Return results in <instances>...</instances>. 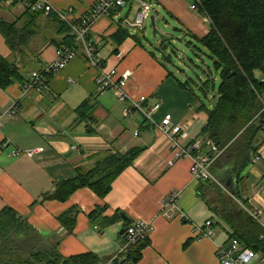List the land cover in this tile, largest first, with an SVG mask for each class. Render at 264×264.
<instances>
[{"label": "crops", "instance_id": "obj_1", "mask_svg": "<svg viewBox=\"0 0 264 264\" xmlns=\"http://www.w3.org/2000/svg\"><path fill=\"white\" fill-rule=\"evenodd\" d=\"M145 1L151 6L149 13L152 11L169 27L181 31L187 46L208 34L210 23L205 16L190 9L195 0ZM94 3L95 0H51L57 11L71 9L79 18L87 16ZM5 4L17 5L8 0ZM25 8L9 17V22L0 19L14 25L18 33L30 32L25 44L14 51L0 34V58L14 63L28 80L34 70L55 60L56 50L66 46V34L59 31L61 21L55 14L26 13ZM138 12L139 4L130 0L109 17L97 19L86 41L97 47L103 72L116 70L119 78L126 77L124 90L129 101L139 104L145 97L140 105L155 122L171 115V123L183 127L181 142L186 144L196 137L207 116L197 111L198 98L180 86L178 77L168 70L163 59L165 51L153 54L143 44L144 23L140 28L135 26ZM119 33L123 40L114 37ZM160 45H155L157 50ZM76 50V57L50 78L41 93L32 90L22 96V84L16 80L0 88V115H4L0 120V212L10 208L27 219L41 236L54 234L49 240L60 242L59 251L65 258L92 253L105 264L124 242L121 231L130 224L144 222L150 228L149 244L141 251L137 264H220L216 249L226 244L229 234L223 226H216L214 205L203 192L202 183L191 178L189 159L168 166L172 150L165 136L138 111L124 117L123 104L113 90L97 93L99 72L86 63L80 44ZM256 77L263 79L264 75L258 73ZM85 100L94 105L95 125L78 118L76 109ZM156 104L159 108L152 112ZM13 105L17 107L15 114L6 115ZM255 144L256 162L253 157L231 189L238 191L247 201L248 210L257 213L264 223V127ZM39 148L43 151L32 158L23 153ZM16 150L23 152L13 156ZM131 150L140 153L117 176L104 198L81 188L65 202L48 200L33 206L55 183L73 179L108 157ZM172 192L178 193L177 209L168 218L162 203ZM70 208L78 210L75 226L71 233L65 230L58 236L63 228L57 218ZM97 208L104 210L98 219H89ZM206 221H212L214 235L197 237L194 228L202 227ZM256 264H264V258L260 257Z\"/></svg>", "mask_w": 264, "mask_h": 264}, {"label": "trees", "instance_id": "obj_2", "mask_svg": "<svg viewBox=\"0 0 264 264\" xmlns=\"http://www.w3.org/2000/svg\"><path fill=\"white\" fill-rule=\"evenodd\" d=\"M6 1L0 0L3 3ZM8 1L10 4L25 1L26 13L30 12V0ZM199 2V11L209 18L210 29L204 38L194 44L206 52L211 68L202 72V76H185L183 81L178 78L177 80L180 86L189 89L200 101L197 111L204 112L207 119L199 131L198 139L205 142L204 146L209 142L218 150L219 154L212 162L210 171L219 183L226 185L231 191L230 199L227 198L228 201L221 203V209L217 206L212 209L229 234L226 244L234 239L242 247L264 255V228L248 213L247 201L237 190L231 189L232 185L240 181L241 173L251 163L258 148L255 144L256 137L264 127V78L256 77L258 73L264 75V0ZM59 26V31L66 34L64 45L76 51L77 46L73 44L75 37L70 28L62 22H59ZM0 34L14 51L17 46L25 44L30 32L18 33L14 25L0 20ZM120 34L114 37L123 40L124 36ZM165 41L166 38L161 40L159 50H167ZM197 45L192 48L200 52ZM95 48L99 54L97 47ZM163 59L168 62L169 56H163ZM178 72L184 74L180 70ZM12 80L19 81L22 85L27 81L26 77L19 74L14 63L0 58V88H6ZM93 109L94 105L89 100L83 101L76 109L78 118H85L90 125H95ZM139 153L140 150H131L125 155H112L86 173H79L73 179L55 183L33 206L48 200L65 202L81 188H88L99 198H104L113 181L133 163ZM211 154L209 156L212 158ZM198 182L202 183L201 188L209 186V181ZM229 182L230 186H227ZM103 210L95 209L89 219H98ZM77 215L78 210L70 208L57 220L63 229L71 233ZM148 244V238L136 243L126 254V260L137 264L141 251ZM59 248L60 242L44 240L17 212L10 208H4L0 212V264L102 263L92 253L65 258L61 256Z\"/></svg>", "mask_w": 264, "mask_h": 264}, {"label": "built area", "instance_id": "obj_3", "mask_svg": "<svg viewBox=\"0 0 264 264\" xmlns=\"http://www.w3.org/2000/svg\"><path fill=\"white\" fill-rule=\"evenodd\" d=\"M130 0H95V3L85 17H76L71 9L61 12L57 11L51 4V0H30L28 7L32 13H45V14H55L57 18L72 31L75 42H81L82 47L84 46V51L87 56V63L90 67L95 68L99 72V76L96 80L97 93H103L107 90H114L117 98L124 105L123 115L125 117H132V110L135 109L139 111L146 119L155 124L158 131L165 136L167 139L170 149L172 150V157L168 161V166H171L174 161L180 159H189L191 166L189 173L191 178L195 181H210L213 179V175L210 171V166L214 159L218 156L219 152L213 144L209 142L204 146V141L198 139V134L195 138H192L188 143L182 144L181 133L184 129L181 125H173L171 123V115L166 114L161 119L160 122H155L152 118L143 111V109L137 105L130 103L128 97L125 93L126 77L117 79V73L115 70L109 72H103L101 69V60L96 48L85 41V37L90 31L94 22L100 17H109L110 13L124 8ZM139 4V12L136 17V24L141 25L145 19L148 18L151 7L145 0H134ZM199 0H195L194 4L190 7L192 11L198 12L200 10ZM205 16V19L210 23L209 18ZM86 34V35H85ZM85 36V37H84ZM76 56V51L70 46H63L57 49L55 53V60L45 66H42L40 73L36 71L32 72L29 80L21 85V95L26 96L31 90L41 93L46 87L48 80L60 73L67 63L71 61ZM144 101V97L140 98V102ZM16 105H13L6 115H13L16 112ZM158 109V105H155L151 111L155 112ZM4 115H0V120ZM1 126V121H0ZM205 148L207 151L205 152ZM208 153V154H206ZM211 155L212 158L209 156ZM20 152L14 151L13 156L19 155ZM30 152L28 155H31ZM257 158H254L256 162ZM178 196L177 192H172L165 197L162 203L163 214L165 217L170 218L176 208V198ZM248 211V210H247ZM251 217L260 223L264 228V223L260 220L257 213L249 212ZM184 217L183 214H181ZM149 225L144 222H136L135 224L129 226L126 230L125 242L121 249L116 253L110 262L117 264H134L132 261L126 260V254L129 249L133 247L139 241L146 238L149 233ZM197 237H212L213 224L212 221H206L202 227L194 228ZM216 255L220 264H256L260 257L264 255L257 254L249 249L242 247L237 240H230L226 245L216 249Z\"/></svg>", "mask_w": 264, "mask_h": 264}, {"label": "rangeland", "instance_id": "obj_4", "mask_svg": "<svg viewBox=\"0 0 264 264\" xmlns=\"http://www.w3.org/2000/svg\"><path fill=\"white\" fill-rule=\"evenodd\" d=\"M25 5L26 3L24 1H20L17 3V5L9 7L7 4L0 2V19L9 22V17L11 18L13 15H18L19 12L24 10ZM150 16H155V14H153L151 11V13L148 15V18L144 21L143 27L145 39L143 40V44H146V47H148L150 51H153V54L157 53L162 55L163 51L159 49L157 50V47L155 46L158 42L161 43V40H159L158 37L154 38L151 35V27L149 23ZM155 19L157 30L167 39V41H165L167 50L164 52L163 56H169V61L165 62L168 66V70H170L176 77L183 79L185 76H188L189 78L202 76V72L208 71V69L211 68V61L206 56V52H198L195 48H192L193 46H187L183 41L185 39L181 31H175L174 26L169 27L170 24L168 23V25L165 23V21H163L160 17L155 16ZM197 47L201 49L200 46ZM197 55L198 57H196ZM190 67H192V69H190ZM178 70L184 72L185 75L178 72ZM216 84H218V82ZM208 183L209 186L205 187L203 192L206 194V197L211 205L217 206L219 209H221V203L223 201H228V199L231 197L229 190L227 187H225L226 185L219 183L214 176L213 179ZM214 221L217 223L216 226H218V224L222 226L219 219L215 218Z\"/></svg>", "mask_w": 264, "mask_h": 264}, {"label": "bare ground", "instance_id": "obj_5", "mask_svg": "<svg viewBox=\"0 0 264 264\" xmlns=\"http://www.w3.org/2000/svg\"><path fill=\"white\" fill-rule=\"evenodd\" d=\"M149 6H150V5H149ZM150 7H151V6H150ZM121 9H122V8H121ZM117 10H119V9H117ZM110 15H111V13H110ZM144 21H145V20H144ZM144 21H143V23H144ZM135 22H136V21H135ZM143 23H142L141 25H137V24L135 23V24H136L135 26H136V27H138V26H139V27H142ZM71 32H72V31H71ZM88 33H89V32H88ZM85 35H86V34H85ZM87 35H88V34H87ZM87 35H86V37L84 36V37H85V41H86ZM160 40H163V39H160ZM86 42H87V41H86ZM87 43H89V42H87ZM73 44H74L75 46H77L78 44L81 45V49H82V52H83V56H84V58H85V61L88 60V59H87V56H86V54H85V51H84V46L82 47V43H81V42H75V39H74ZM76 44H77V45H76ZM89 44H91V43H89ZM92 45H93V44H92ZM62 47H63V46H62ZM94 47H95V46H94ZM60 48H61V47H60ZM58 49H59V48H58ZM73 50H74V49H73ZM56 51H57V50H56ZM76 55H77V50H76ZM75 57H76V56H75ZM75 57H74V58H75ZM74 58H73V59H74ZM73 59H72V60H73ZM72 60H71V61H72ZM100 60H101V59H100ZM69 62H70V61H69ZM69 62H68V63H69ZM68 63H67V64H68ZM86 63H87V61H86ZM48 64H49V63H48ZM87 64H88V63H87ZM65 67H66V66H65ZM101 69H102V62H101ZM115 71H116V70H115ZM33 72H34V71H33ZM36 72H37V73H40V69H38ZM108 72H109V71H108ZM116 73H117V71H116ZM30 75H31V74H30ZM52 77H53V76H52ZM29 78H30V77H29ZM97 78H98V77H97ZM117 79H120V78L118 77V75H117ZM28 80H29V79H28ZM49 80H50V79H49ZM49 80H48V82H49ZM48 82H47V83H48ZM96 85H97V83H96ZM46 86H47V84H46ZM45 88H46V87H45ZM45 88L43 89V91L45 90ZM96 88H97V87H96ZM110 90H111V89H110ZM31 91H32V90H31ZM107 91H108V90H107ZM113 91H114V90H113ZM114 92H115V91H114ZM37 93H38V92H37ZM115 95H116V94H115ZM126 95H127V94H126ZM127 97H128V96H127ZM116 98H117V96H116ZM117 99H118V98H117ZM118 100H119V99H118ZM128 100H129V99H128ZM144 101H145V97H144ZM144 101H143V102H144ZM129 102L132 103L131 101H129ZM143 102H140V100H139V104H137V105H139V106L141 107L140 104L143 103ZM121 103H122V102H121ZM134 104H135V103H134ZM156 105H158V104H156ZM154 106H155V105H154ZM154 106H153V107H154ZM141 108H142V107H141ZM158 108H159V105H158ZM123 109H124V105H123ZM131 110H132V113H133V111H137V110H135V109H131ZM138 112H139V111H138ZM123 116H124V115H123ZM124 117H125V116H124ZM128 117H129V116H128ZM128 117H127V118H128ZM155 127H156V126H155ZM156 129H157V128H156ZM157 130H158V129H157ZM169 147H170V146H169ZM16 151H17V150H16ZM42 151H43L42 148H39V149H30V150H26V151H24V152L19 150L20 153L23 152V153L25 154V156L28 157V158H32V157H34L36 154H38V153H40V152H42ZM30 152H31L32 154H31V155H28ZM133 224H135V223H133ZM133 224H130L129 226H131V225H133ZM129 226H127L125 229L127 230V228H128ZM149 229H150V228H149ZM126 230H125V232H124V242H125ZM149 232H150V230H149ZM148 235H149V233L147 234L146 238H148ZM146 238H145V239H146ZM145 239H144V240H145ZM124 242H123V244H124ZM123 244H122V245H123ZM121 247H122V246H121ZM121 247L119 248V250L121 249ZM119 250H118V251H119ZM118 251H117V252H118ZM117 252H116V253H117ZM115 255H116V254H115ZM115 255H113V256L107 261V263H105V264H117V263H114V262H110V261L112 260V258H113Z\"/></svg>", "mask_w": 264, "mask_h": 264}, {"label": "water", "instance_id": "obj_6", "mask_svg": "<svg viewBox=\"0 0 264 264\" xmlns=\"http://www.w3.org/2000/svg\"><path fill=\"white\" fill-rule=\"evenodd\" d=\"M149 23H150V27H151V35H152V37H154V38L155 37H158L159 39H164L165 36L164 35H161L159 33V31L157 30L155 16H150L149 17ZM138 28H140V27L138 26ZM227 186H230V182L227 183ZM23 220H27V219L24 218ZM125 230L126 229H123L121 231V234H124ZM64 232H65V229H62L57 235L60 236ZM53 236H54V234H48V235H45V236H42V237H43L44 240H49Z\"/></svg>", "mask_w": 264, "mask_h": 264}]
</instances>
